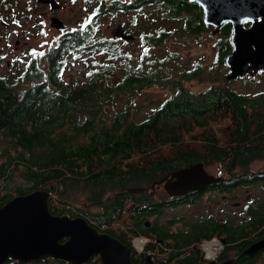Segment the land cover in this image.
<instances>
[{
	"label": "trees",
	"instance_id": "16d2710c",
	"mask_svg": "<svg viewBox=\"0 0 264 264\" xmlns=\"http://www.w3.org/2000/svg\"><path fill=\"white\" fill-rule=\"evenodd\" d=\"M150 5L178 15L186 13L185 25L194 33L206 29L202 8L191 0H99L92 22L64 31L58 44L48 48L45 66L34 56L21 72L0 73V144L7 147L5 161L0 162V189L3 181H13L16 176L29 185H17L15 194L47 188L52 193L49 205L53 213H81L91 222L94 219L134 252L139 251L133 238L144 232L135 225L141 203L135 202L138 195L130 188L147 184L152 175H163V169L178 168L195 159L206 163L219 159L221 171L233 172L236 189L249 182L264 184V172L248 167L264 153V91L253 95L230 84L192 90L186 81L201 77V65L179 68L175 50L170 55L149 57V48H159L172 35L173 29L164 22L158 24L157 18L154 27L142 24L137 34L131 32L133 42L137 37L145 46L141 61L132 62L128 53L113 47L109 56L113 62L91 65L82 80H66L69 53L88 60L97 50L107 49L111 39L93 35L100 15L144 12ZM151 17L144 15L147 20ZM230 30L228 24L222 30L216 56L220 66L226 67ZM165 68L170 69V75L164 74ZM152 85H168L172 92L140 119H132L133 98ZM121 95L130 99L107 113L105 105L111 106ZM217 123H223L219 130ZM239 167L244 168L237 171ZM78 185L89 190V196L107 191L96 201L97 210L76 206L67 198L69 189ZM15 194L1 195L0 206ZM254 230L248 221H236L234 239L241 242L236 244L240 255L235 264H246L241 249ZM203 234L201 230L199 239ZM47 257L60 261L50 256L39 261Z\"/></svg>",
	"mask_w": 264,
	"mask_h": 264
},
{
	"label": "rangeland",
	"instance_id": "374dc122",
	"mask_svg": "<svg viewBox=\"0 0 264 264\" xmlns=\"http://www.w3.org/2000/svg\"><path fill=\"white\" fill-rule=\"evenodd\" d=\"M60 6L51 8L49 2H39L38 0H0V73L6 74L10 72H21L23 65L28 62L32 57H36V61L42 66L46 65V52L50 46H55L59 42V37L63 34V30L52 25L51 16H58L64 22L70 25L69 29L84 28L88 23L93 21V13L96 4L99 0H59ZM110 3L111 0H107ZM50 6H49V5ZM156 4V3H155ZM8 12L2 13V6ZM144 12L140 11H118L107 12L99 16L94 22L95 36H102V38H110L111 41L105 52L97 50V53L88 57L76 58L72 53L66 56L67 70H65L66 80H82L84 75L88 73L89 67L97 66L102 63L113 62L110 57V50L114 47L116 50H124L128 53L127 56L130 61H141L140 55L144 51L145 46L143 42H139L137 37L135 42L133 39H124L120 36H113L112 29L118 24L122 23L129 32L140 31L141 25L145 27H154L155 22L158 24L164 22L169 28H172V35L157 49L149 48L151 55L154 57L156 54L165 53L170 55L172 51H178L176 58L178 62L175 64L179 68H194L197 66L202 67L201 77L189 78L186 85L194 91L206 89L212 84L226 85L236 88L241 92L254 93L257 91H264V72L249 75L250 77H242L240 79H227L228 67L226 65H219L216 60L218 54V47L216 41L222 37V34L214 32V26L207 27L202 32L194 33L185 25L184 13H174L171 9L162 11L157 5H150L143 8ZM147 13L152 17L147 20ZM157 18V20H156ZM156 20V21H155ZM134 33V34H135ZM181 33V36L179 34ZM90 37V36H89ZM145 57V56H144ZM92 60V62H90ZM165 75H170V69L165 68ZM204 73V74H203ZM252 73V72H251ZM214 76V77H213ZM172 88L170 86L152 85L144 88L141 93L135 95L132 119H140L150 109L157 106L161 100L170 95ZM130 99V96L121 95L119 98L114 99V103L106 104L107 113L111 114L113 111L123 106L125 100ZM217 123L216 127L219 130L220 125ZM1 141V140H0ZM7 147L0 144V162H4L3 154ZM10 150V149H9ZM249 168L262 169L264 168V158L254 160L248 165ZM244 167L237 168L241 171ZM211 172L216 174L226 175V172L221 171L220 166L211 163L208 166ZM166 168L163 169V172ZM160 172V171H159ZM260 183L254 182L251 188L252 195L260 194ZM17 185H29V181L16 176L13 181H3L0 189V196L3 194L12 193ZM150 188L151 183L146 184ZM248 185L240 186L236 189V199L245 200ZM112 191V190H110ZM98 192L97 190L94 191ZM98 196L93 194L89 196L90 191L82 189L81 185L72 186L68 193L67 198L76 206H82L87 210H97L99 207L96 204L100 198H104V194ZM97 196V197H96ZM259 196V195H258ZM253 198V197H252ZM86 206V207H85ZM81 214V213H78ZM83 215V214H82ZM217 250L219 244L216 245Z\"/></svg>",
	"mask_w": 264,
	"mask_h": 264
},
{
	"label": "water",
	"instance_id": "95a60500",
	"mask_svg": "<svg viewBox=\"0 0 264 264\" xmlns=\"http://www.w3.org/2000/svg\"><path fill=\"white\" fill-rule=\"evenodd\" d=\"M38 1L49 2L52 7L60 6L59 0ZM191 1L203 6L204 21L215 25L216 30L227 19H231L234 24L233 39L236 49L226 57L230 66L227 79L251 73L253 69H264V0ZM246 18L255 20L249 28L243 26ZM51 21L52 25L61 30L70 27L58 16H53ZM112 33L113 36L124 39L135 38L131 32H125L121 22L112 29ZM222 178L209 172L203 161H196L171 171L160 182L165 181V188L171 194H180ZM143 188L139 186L130 190L140 191ZM50 197V190L39 187L15 194L0 206V263L10 257L30 260L48 255L81 264L99 253L104 264H133L132 249L118 237L100 231L85 215L53 213L49 205ZM263 246L264 238L250 245L246 252L253 253ZM229 262L231 259L219 264Z\"/></svg>",
	"mask_w": 264,
	"mask_h": 264
},
{
	"label": "flooded vegetation",
	"instance_id": "af4514ba",
	"mask_svg": "<svg viewBox=\"0 0 264 264\" xmlns=\"http://www.w3.org/2000/svg\"><path fill=\"white\" fill-rule=\"evenodd\" d=\"M194 3L199 4L198 2ZM199 5L202 8L204 20V8L201 4ZM51 8L53 7L51 6ZM5 12H8V10L3 9L2 13ZM184 14L187 17V14ZM52 17L53 15L51 18ZM262 18L263 17H259V19ZM253 21L255 20L246 18L243 20V26L245 28H249L254 23ZM205 23L206 29L207 27L213 25L211 23ZM227 24L230 25L231 30L228 31L229 43L225 61L226 57L236 49L233 39L234 24L231 19L225 20L219 27H217V32L223 34L222 30ZM213 26L215 27L213 29L215 32L216 26ZM124 28L125 32L128 33L129 30L125 26ZM221 38H218L216 41L218 50L220 49L219 43ZM249 63L253 64L251 61ZM228 70H230V66L228 67ZM258 72H264V69H253L252 73H244L231 79L250 77L249 75L253 73L256 74ZM259 91L254 92L253 95H256ZM259 158H264V153L261 157L255 158L254 160ZM196 161H203L206 169L211 172L208 169V166L211 164V162L206 163L204 159L190 160L187 161V163L183 166L190 165ZM215 162L217 165H220L219 159H217V161L214 160L212 163ZM178 168H170L167 171H164L165 173L161 176L160 174L156 175V177L152 175L151 179H149L147 182V184L151 183V189H149L148 185L145 184L142 185L144 187L142 190L133 191L136 195H138V197L135 199V202L141 203V206H139V209H141V214L137 216L138 222H135V225H138L145 233L138 234L133 238V246L136 247L139 252H134L132 247H130L126 241H123L118 236H116L125 245L132 249V263L219 264L223 261L231 259V262L228 264H235L236 259L240 255L238 252L239 248L236 246V244L237 242L240 243L241 240L234 239V229L236 221H240L242 219L248 221L249 226L255 229L245 239V246L243 249H241V252L243 251L245 253V256H243L245 263L264 264V246L257 249L253 253H247L245 251L254 242L264 238L263 181L259 182V196H253L251 188H249L252 186V184H254V182L247 183V190L249 192H246L244 202L243 200L236 199L237 193L235 177L232 171L226 173V175H221V172H219L220 174L211 172L216 176H222L223 178L216 182L207 183L202 187L194 188L180 194H171L165 188V181L160 182V179ZM261 170L264 172V168ZM263 178L264 176L262 175V180ZM154 182L155 184H153ZM141 195H143L144 198H142ZM92 221L93 222H91L89 219V222L92 225L98 227V229L102 232L105 231L96 223L94 219H92ZM201 230L204 233L202 235L204 237L199 239ZM180 240H183V242H180ZM212 241H215L217 244H219V249L217 250L216 248L215 255L212 258H208L203 246L206 242ZM178 242L182 243V245L179 246ZM43 257L44 256L40 257L38 260H21L10 257L0 264H50L49 260H52L53 264H73L67 260L57 259L60 261H55L49 257H47L45 260L39 261ZM81 264H104V260L101 255L97 253L92 255L85 263Z\"/></svg>",
	"mask_w": 264,
	"mask_h": 264
},
{
	"label": "built area",
	"instance_id": "2783aa9c",
	"mask_svg": "<svg viewBox=\"0 0 264 264\" xmlns=\"http://www.w3.org/2000/svg\"><path fill=\"white\" fill-rule=\"evenodd\" d=\"M216 242L215 241H212V242H206L205 244H204V249H205V252H206V256L208 257V258H212L214 255H215V253H216Z\"/></svg>",
	"mask_w": 264,
	"mask_h": 264
},
{
	"label": "bare ground",
	"instance_id": "6f19581e",
	"mask_svg": "<svg viewBox=\"0 0 264 264\" xmlns=\"http://www.w3.org/2000/svg\"><path fill=\"white\" fill-rule=\"evenodd\" d=\"M52 194V193H51ZM139 244V243H138Z\"/></svg>",
	"mask_w": 264,
	"mask_h": 264
}]
</instances>
